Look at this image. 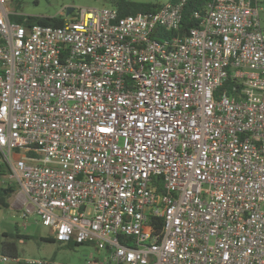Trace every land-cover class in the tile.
I'll return each instance as SVG.
<instances>
[{
    "label": "built area",
    "instance_id": "2783aa9c",
    "mask_svg": "<svg viewBox=\"0 0 264 264\" xmlns=\"http://www.w3.org/2000/svg\"><path fill=\"white\" fill-rule=\"evenodd\" d=\"M14 1L0 164L21 225L94 245L84 264H264L263 1L211 0L184 36L187 0L30 28Z\"/></svg>",
    "mask_w": 264,
    "mask_h": 264
},
{
    "label": "rangeland",
    "instance_id": "374dc122",
    "mask_svg": "<svg viewBox=\"0 0 264 264\" xmlns=\"http://www.w3.org/2000/svg\"><path fill=\"white\" fill-rule=\"evenodd\" d=\"M136 2L164 5L169 0H16L7 5L16 15L53 18L63 16L66 19L85 9L114 8L119 2ZM263 1L264 0H259ZM264 4H262L263 6ZM75 9L67 17V9ZM264 21V12L261 13ZM9 198L10 207L0 209V257L5 254L3 245L12 242L17 246V259L3 264H84L86 258L99 255L92 244H64L47 239H55L51 228L44 227L39 218L28 220L25 229L19 220L18 211Z\"/></svg>",
    "mask_w": 264,
    "mask_h": 264
},
{
    "label": "trees",
    "instance_id": "16d2710c",
    "mask_svg": "<svg viewBox=\"0 0 264 264\" xmlns=\"http://www.w3.org/2000/svg\"><path fill=\"white\" fill-rule=\"evenodd\" d=\"M181 0H169L171 3H178ZM211 0H187L183 8V22L182 28L179 32L181 35H185L191 28L199 26V22L194 19L196 12L203 13L206 6ZM165 5V4H164ZM164 5L160 4H145L136 2H119L115 9L118 10L120 17H126L130 15H137L141 13H155L161 9ZM12 22H17L25 27H32L34 25L50 26V27H61L64 25L65 18L63 16L44 18V17H33L26 15H14L11 17ZM177 33H171L167 37H172ZM2 41L0 40V45ZM233 84L231 82L229 85ZM10 168L7 164H0V209L9 208V198L17 192L18 187L10 185L9 183ZM55 241V239H47ZM78 245V244H76ZM4 255L9 256L13 259H17V246L12 242H6L3 245Z\"/></svg>",
    "mask_w": 264,
    "mask_h": 264
},
{
    "label": "water",
    "instance_id": "95a60500",
    "mask_svg": "<svg viewBox=\"0 0 264 264\" xmlns=\"http://www.w3.org/2000/svg\"><path fill=\"white\" fill-rule=\"evenodd\" d=\"M74 11H75V9L69 8V9H67L66 15L70 16L72 13H74Z\"/></svg>",
    "mask_w": 264,
    "mask_h": 264
}]
</instances>
